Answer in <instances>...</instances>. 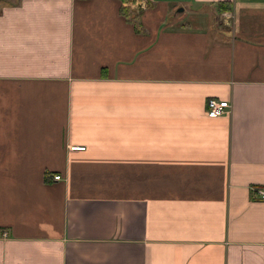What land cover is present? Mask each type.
I'll list each match as a JSON object with an SVG mask.
<instances>
[{"label": "crops", "instance_id": "1", "mask_svg": "<svg viewBox=\"0 0 264 264\" xmlns=\"http://www.w3.org/2000/svg\"><path fill=\"white\" fill-rule=\"evenodd\" d=\"M217 1L0 0V264H264V0Z\"/></svg>", "mask_w": 264, "mask_h": 264}, {"label": "built area", "instance_id": "2", "mask_svg": "<svg viewBox=\"0 0 264 264\" xmlns=\"http://www.w3.org/2000/svg\"><path fill=\"white\" fill-rule=\"evenodd\" d=\"M143 3V2H142ZM230 103L226 99H216V98H209L207 100V109L206 114L208 116H217L221 113L227 112L229 110ZM72 148H81L82 145H72ZM61 175L56 173L53 175V179H59ZM260 196H264V189L258 188L255 190Z\"/></svg>", "mask_w": 264, "mask_h": 264}, {"label": "trees", "instance_id": "3", "mask_svg": "<svg viewBox=\"0 0 264 264\" xmlns=\"http://www.w3.org/2000/svg\"><path fill=\"white\" fill-rule=\"evenodd\" d=\"M231 8L229 0H219L216 2V9L218 11L228 10Z\"/></svg>", "mask_w": 264, "mask_h": 264}, {"label": "rangeland", "instance_id": "4", "mask_svg": "<svg viewBox=\"0 0 264 264\" xmlns=\"http://www.w3.org/2000/svg\"><path fill=\"white\" fill-rule=\"evenodd\" d=\"M178 7H180V6H177V7H174V10H172V14H176L177 13V10H178ZM182 7V6H181ZM171 13H170V15H171Z\"/></svg>", "mask_w": 264, "mask_h": 264}, {"label": "water", "instance_id": "5", "mask_svg": "<svg viewBox=\"0 0 264 264\" xmlns=\"http://www.w3.org/2000/svg\"><path fill=\"white\" fill-rule=\"evenodd\" d=\"M178 9L180 10V9H181V7H178Z\"/></svg>", "mask_w": 264, "mask_h": 264}]
</instances>
